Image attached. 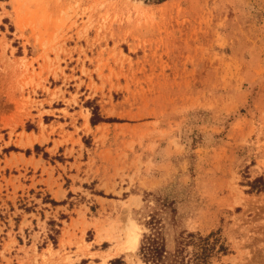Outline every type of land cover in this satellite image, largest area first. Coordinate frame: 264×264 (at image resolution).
<instances>
[{
  "label": "rangeland",
  "instance_id": "374dc122",
  "mask_svg": "<svg viewBox=\"0 0 264 264\" xmlns=\"http://www.w3.org/2000/svg\"><path fill=\"white\" fill-rule=\"evenodd\" d=\"M260 177L264 0H0V264H264Z\"/></svg>",
  "mask_w": 264,
  "mask_h": 264
},
{
  "label": "trees",
  "instance_id": "16d2710c",
  "mask_svg": "<svg viewBox=\"0 0 264 264\" xmlns=\"http://www.w3.org/2000/svg\"><path fill=\"white\" fill-rule=\"evenodd\" d=\"M106 120L110 119H103L99 114L95 113L94 109H92V116L90 118L91 125ZM258 180L261 181L262 186L258 187V190L256 189V191H264V178L260 177L256 181ZM252 187L253 186L251 185V188ZM149 212L150 214L146 217L148 220L145 222L149 231L143 234L139 246V254L145 264H188V262L193 264H205V259L210 253L212 255L214 253H226V247L213 233L205 237L193 235L192 233H187L184 237H182L183 235H179V237L182 238L178 243L179 246L173 252L168 253L165 250L162 225H160L157 214L154 213L155 211L153 209H150ZM145 216L146 214H144V217ZM59 226L60 225L56 224L53 220L49 223L48 239L55 240V235L59 233ZM184 238L186 239V242L191 241L193 246H195L194 252L189 256L185 253V246H187V244L184 242ZM217 241L219 245L217 251L214 252V244ZM110 264H123V261L122 259H113L110 261Z\"/></svg>",
  "mask_w": 264,
  "mask_h": 264
},
{
  "label": "bare ground",
  "instance_id": "6f19581e",
  "mask_svg": "<svg viewBox=\"0 0 264 264\" xmlns=\"http://www.w3.org/2000/svg\"><path fill=\"white\" fill-rule=\"evenodd\" d=\"M138 244V234L134 232L132 237V247L135 248V246Z\"/></svg>",
  "mask_w": 264,
  "mask_h": 264
}]
</instances>
